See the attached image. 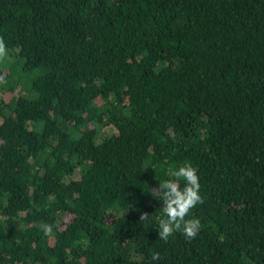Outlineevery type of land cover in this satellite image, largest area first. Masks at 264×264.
Segmentation results:
<instances>
[{
  "label": "trees",
  "instance_id": "16d2710c",
  "mask_svg": "<svg viewBox=\"0 0 264 264\" xmlns=\"http://www.w3.org/2000/svg\"><path fill=\"white\" fill-rule=\"evenodd\" d=\"M0 37V264H264V0H0Z\"/></svg>",
  "mask_w": 264,
  "mask_h": 264
},
{
  "label": "clouds",
  "instance_id": "9594fccd",
  "mask_svg": "<svg viewBox=\"0 0 264 264\" xmlns=\"http://www.w3.org/2000/svg\"><path fill=\"white\" fill-rule=\"evenodd\" d=\"M8 53L3 37H0V60H3ZM0 83H5L0 79ZM168 175L172 179L164 180L157 188L149 189L150 195L161 200V217L158 220V239L167 241L175 232H181L189 241L193 240L200 231L201 222L197 218H188L190 210L204 201L200 193L199 176L197 169L190 162L183 163L175 169H169ZM183 180L181 188L179 181ZM151 215L141 212L139 221L147 224ZM43 234L47 237L53 232L52 225L45 224L42 227ZM160 260L159 253L151 255L150 264H156Z\"/></svg>",
  "mask_w": 264,
  "mask_h": 264
}]
</instances>
